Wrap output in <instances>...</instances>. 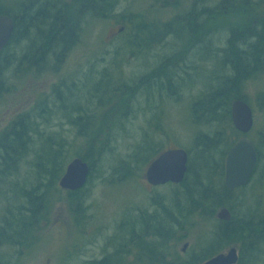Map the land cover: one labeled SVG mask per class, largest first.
Listing matches in <instances>:
<instances>
[{
    "label": "rangeland",
    "instance_id": "rangeland-1",
    "mask_svg": "<svg viewBox=\"0 0 264 264\" xmlns=\"http://www.w3.org/2000/svg\"><path fill=\"white\" fill-rule=\"evenodd\" d=\"M222 1L103 0V13L107 4L110 7L106 16L98 18L89 13L76 17L72 15L73 6L68 7L71 17H75L72 27L77 30L75 42L66 57L63 53L64 61L60 63L53 59L36 66L28 61L29 55L26 57L21 51V46H27L28 41L11 45L0 83V132L13 120L26 116L38 123L34 131L37 129L42 136L52 135L56 149L59 148L57 143H61L63 162L67 164L77 155H83L93 165L91 179L83 193L87 201L82 210L79 209L82 213L75 212L79 199H71L75 205L70 204L68 190L58 185L50 194L54 193V198L48 203L46 218L28 244L5 251L12 255L13 262L93 264L115 251L125 238L128 220L125 218L131 216V210L136 214V208H146L153 197L163 199L166 193L165 185L154 187L147 182L146 164L134 169L138 164L132 161L131 155L144 141L149 144L155 141L164 149L182 147L189 151L200 132L218 137L221 149L229 141L240 138L226 122L195 124L199 119L195 118L194 104L218 82L217 75L222 74L217 60H221L223 54L212 51L214 57L202 52L199 55L200 46L208 47L210 52L217 51L227 46L232 29L243 34L264 26V0H251V5L257 3L256 7L218 11ZM0 2L4 3L3 11L16 14L20 0ZM193 7L198 8L197 22L187 27L185 20L190 19L187 13ZM170 22L177 23L173 34L168 35L165 29ZM123 26L126 30L116 33ZM31 37L34 39L35 34ZM101 81L103 83L99 84ZM106 82L109 87L105 90ZM96 86L102 89L98 95L92 94ZM65 93L69 97L72 93L76 99L71 100L72 97L66 102ZM243 94L253 107L255 118L253 130L247 136L262 153L261 174L255 176L256 181L264 178V75L247 80L243 84ZM78 115L87 117L88 121L97 119L85 129L88 137L79 136V126L70 123ZM107 139L109 142L104 150L108 153L113 149L112 160L132 162L135 170L132 178L120 181L109 159L106 157L102 161L97 154L98 142ZM32 159L33 156L24 160L16 174L4 179L5 183L0 181V192L8 197L6 200L0 195V215L6 208L18 204L14 200L15 189L22 193L25 188L39 186ZM43 183L45 185L46 180ZM251 185L256 195L259 191L264 193V180ZM249 196L241 192L234 195L239 206ZM248 200L243 209L251 204L255 208L264 205V198L259 201L253 196ZM76 215L81 216L80 224ZM206 229L204 223L197 224L173 239L170 245L173 253L191 262ZM185 244L188 246L184 252ZM236 244L246 261V250L232 240L222 252ZM135 252L129 254L130 260H135Z\"/></svg>",
    "mask_w": 264,
    "mask_h": 264
},
{
    "label": "trees",
    "instance_id": "trees-1",
    "mask_svg": "<svg viewBox=\"0 0 264 264\" xmlns=\"http://www.w3.org/2000/svg\"><path fill=\"white\" fill-rule=\"evenodd\" d=\"M54 2H56L57 8ZM36 3L35 11L38 9L39 12L38 7L42 3L43 13L37 14L35 17L30 16L31 13H26L23 18H18L20 12L15 14L14 18L17 25L12 39L0 53V83H2L1 79L13 43H21V40L28 41L27 46H21V51H26L25 56L29 55L30 57L28 61L36 66L51 62L53 59L57 61L56 63L63 62V53L66 57L70 47L75 42L74 36H76L77 29L72 27V23H75V17L71 16L75 15L77 17L89 13L92 17L98 18L102 15L106 16V12L110 7V4H107L105 13H103L105 5L103 0H73L72 5H68L67 0H38ZM251 3V0H223L217 9L218 11H235L246 9L249 6H257V3L256 5H251ZM68 7L74 8L72 15L71 11H68ZM197 10V7H193L187 13V17L190 18L185 20L187 27L191 23L197 22V14H199ZM176 23L166 24L165 32L168 35L169 33L173 34L175 30L172 29ZM34 34L33 39L31 36H34ZM253 39H255L254 43L252 42ZM260 44L262 47H259ZM200 47L199 55L202 52L203 54L206 53L207 56H213L212 51H219L223 54L222 61L217 60L219 66L222 67V74L217 75L218 82L214 86L209 82V87H212L209 88L207 94H202L200 100L194 104L195 118L199 119V122H196V120V123L193 122L195 124L226 122L229 123L234 134L241 138L242 134L232 126V104L238 99L248 102L244 98L243 84L252 77L264 75V26H262V29L258 27L250 29L243 34L236 29H232L227 46L218 48L217 51L212 49L210 52L208 47L202 45ZM106 85L105 90L109 87V83L106 82ZM98 86L95 87L92 94H100L102 89ZM152 88H155V86L153 85ZM55 91H58L57 87ZM65 95L66 102L72 97L71 100L75 98L71 96L72 93L70 97L68 93H65ZM81 115H78L77 119L71 120L70 123L79 126V136L88 137L85 129L87 126L91 127L97 119L92 118L91 121H88L87 117ZM29 120L31 119H26V116L20 117L18 120L15 119L0 132V181L16 174L21 163L31 156H33L31 165L35 168L37 179L40 180L38 182L39 186L25 188L22 193L17 192V189H15L14 200L18 204L6 208L3 215H0V264H17L12 261V255L6 252L17 245L22 248L25 247L28 240L33 237L40 226L39 224L46 218L48 203L54 198V193L51 196L50 194L53 189L58 188L59 179H61L67 164L70 162L67 164L63 162L61 143H57L59 148L56 149V144L51 138L52 135L42 136L37 129L34 131L35 124L38 123L35 120H31V122ZM201 133L197 135L192 148L189 151L187 150L189 161L184 181L180 184L170 183L165 185L164 198L153 197L152 203L146 208H136V214L131 210L130 213L132 214H129L131 216L125 218H128V220L124 228L126 235L123 242L119 247L117 246L115 251L106 254L93 264H202L221 253L231 240L239 243L241 245L239 247L243 251L245 249L247 253L245 261L242 252L238 264H264V205L260 204L255 208L251 207V204L247 209H243L245 203L249 202V198L257 196L259 201L264 198L263 192L259 191L260 193L257 192L256 195L251 190V184L256 185L258 180H264L263 177L256 181L254 179L255 176L259 177L261 174L259 165L262 159L261 150L259 151L257 148L259 162L250 181L251 184L229 190L224 183L225 160L228 150L240 138L229 141L221 149L218 137L211 136L209 133ZM89 135L93 134L89 133ZM108 142V139L98 142L97 154L101 156L102 161L106 157L109 159V164H113V172L120 181L132 178L134 169L140 168L143 164L148 166L161 152L166 150L157 146L155 141H152V144L144 141L142 147L136 149L135 153L131 155L132 161L138 164L133 169L132 162L125 159L112 160L113 149L110 148L111 152L108 153L106 152L108 150H104ZM217 156L218 158H216ZM76 157L86 159L83 155H77ZM89 164L91 167L93 166L91 163ZM92 171L93 167L91 173ZM90 179L91 174L88 182ZM45 180L47 183L44 185ZM41 185L42 187H40ZM43 187L46 189L42 190ZM85 187L77 191H68L70 204H74L71 199H79V207H75L77 209L75 212H79V214L82 213L79 209L82 210V206L87 201L83 197ZM239 192L245 197L250 195L249 198L240 202V206L234 197ZM0 195L8 200L5 192H0ZM165 195L167 196L165 197ZM22 197L24 199L23 203H21ZM221 207L229 208L231 211L230 220L218 219L216 213ZM80 217L76 215L79 224L81 223ZM203 223L207 229L193 260L187 262L178 253L175 255L170 247L171 241L177 239L180 234L186 232L192 226ZM122 236L124 237V235ZM134 251H136L135 260H130L129 254Z\"/></svg>",
    "mask_w": 264,
    "mask_h": 264
},
{
    "label": "water",
    "instance_id": "water-1",
    "mask_svg": "<svg viewBox=\"0 0 264 264\" xmlns=\"http://www.w3.org/2000/svg\"><path fill=\"white\" fill-rule=\"evenodd\" d=\"M14 30V22L7 15H0V53L8 44ZM232 122L236 130L244 136L240 138L227 152L225 160V186L229 190L246 186L251 181L259 162L256 145L247 136L252 131L255 123L252 106L244 100H235L232 104ZM189 154L184 148H169L160 153L147 167L145 179L154 186L169 183L180 184L186 178L188 171ZM91 171L89 163L82 158L72 159L59 181V186L64 190L77 191L83 188L88 181ZM220 220L228 221L231 211L222 207L217 213ZM185 244L183 251H186ZM239 251L231 247L203 262L202 264H237Z\"/></svg>",
    "mask_w": 264,
    "mask_h": 264
},
{
    "label": "flooded vegetation",
    "instance_id": "flooded-vegetation-1",
    "mask_svg": "<svg viewBox=\"0 0 264 264\" xmlns=\"http://www.w3.org/2000/svg\"><path fill=\"white\" fill-rule=\"evenodd\" d=\"M38 0H20V2H19V9H18V11H17V9H16V12H20L21 14H18L19 16H18V18H23L24 16H25V14L26 13H31L30 14V16H36L37 14H41V13H43L44 11H42V9H41V6L43 5V4H41V6L40 7H38L39 8V12H38V9H36L37 11H35V9H34V7H35V4H37L36 2H37ZM39 1H41V0H39ZM67 2H68V4H72L73 3V0H67ZM1 3V2H0ZM55 4H56V2H54ZM53 3V4H54ZM4 3H1L0 4V15H7V16H9L10 18H12V20H13V22H14V30H13V33H14V31H15V26L17 25V21L15 20V13L13 12V11H3V9L1 8V6L3 5ZM55 4H54V6H55ZM56 8H57V4H56ZM30 10V11H29ZM126 30V27L125 26H123L122 28H119V29H117V31H116V33H122V32H124ZM13 33H12V35H13ZM11 39H12V36H11V38H10V40H9V42H8V44L10 43V41H11ZM24 41V40H23ZM7 44V45H8ZM6 45V46H7ZM6 46H5V48H6ZM4 48V49H5ZM3 49V50H4ZM2 50V51H3ZM24 53V55H26L27 54V52L26 51H24L23 52Z\"/></svg>",
    "mask_w": 264,
    "mask_h": 264
},
{
    "label": "bare ground",
    "instance_id": "bare-ground-1",
    "mask_svg": "<svg viewBox=\"0 0 264 264\" xmlns=\"http://www.w3.org/2000/svg\"><path fill=\"white\" fill-rule=\"evenodd\" d=\"M81 37H82V36H81ZM168 54H169V53H168ZM109 73H110V72H109ZM109 76H110V75H109ZM67 78H68V77H67ZM85 78H86V77H85ZM87 80H88V79H87ZM90 80H92V79H90ZM88 81H89V80H88ZM88 81H87V82H88ZM80 85H81V84H80ZM75 99H76V98H75ZM77 99H79V98H77ZM79 101H80V100H79ZM76 104H77V102H76ZM205 113H206V112H205ZM67 165H68V164H67ZM89 165H90V164H89ZM90 167H91V165H90ZM66 168H67V167H66ZM98 168H99V167H98ZM91 170H92V168H91ZM65 171H66V170H65ZM64 173H65V172H64ZM90 173H91V171H90ZM63 175H64V174H63ZM63 175H62V176H63ZM89 176H90V174H89ZM61 178H62V177H61ZM88 180H89V177H88ZM87 182H88V181H87ZM87 182H86V184H87ZM85 186H86V185H85ZM85 186H84V187H85ZM81 189H82V188H81Z\"/></svg>",
    "mask_w": 264,
    "mask_h": 264
}]
</instances>
